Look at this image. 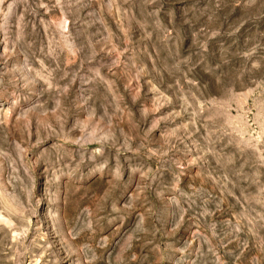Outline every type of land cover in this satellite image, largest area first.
Masks as SVG:
<instances>
[{"label":"rangeland","instance_id":"rangeland-1","mask_svg":"<svg viewBox=\"0 0 264 264\" xmlns=\"http://www.w3.org/2000/svg\"><path fill=\"white\" fill-rule=\"evenodd\" d=\"M0 264H264V0H0Z\"/></svg>","mask_w":264,"mask_h":264}]
</instances>
